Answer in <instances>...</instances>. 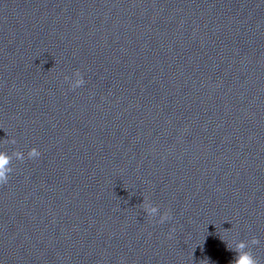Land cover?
I'll list each match as a JSON object with an SVG mask.
<instances>
[{
  "label": "clouds",
  "instance_id": "clouds-1",
  "mask_svg": "<svg viewBox=\"0 0 264 264\" xmlns=\"http://www.w3.org/2000/svg\"><path fill=\"white\" fill-rule=\"evenodd\" d=\"M66 79V78H65ZM84 79L79 71L75 72V80L71 84V87L73 89L80 87L84 84ZM28 158H36L40 156V152L35 148H31L27 153ZM16 157L19 160L24 159L23 153H16ZM10 160L11 157L3 152H0V185L6 184L9 180V174L12 172V169L10 168ZM146 213L152 217H155L159 214V210L155 206H146ZM170 213L164 212L163 214H160L159 223H163L166 220H169ZM259 243V240L255 237L251 240V244L256 245ZM228 247V246H227ZM247 245H245L243 242L238 245L237 249H231L229 250L236 253V259L232 261V264H259L258 260L250 251H244L240 252V249L246 248Z\"/></svg>",
  "mask_w": 264,
  "mask_h": 264
}]
</instances>
